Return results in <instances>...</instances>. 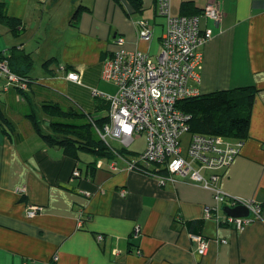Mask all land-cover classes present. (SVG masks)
<instances>
[{"label":"crops","instance_id":"obj_1","mask_svg":"<svg viewBox=\"0 0 264 264\" xmlns=\"http://www.w3.org/2000/svg\"><path fill=\"white\" fill-rule=\"evenodd\" d=\"M2 1L8 4V14L24 26L14 37L0 25L5 50L20 47L34 62V55L43 51L42 69L34 77L38 85L30 92L33 105L14 89L1 95L4 113L16 129L6 134L0 127V264H264V0H171L175 17L185 15L186 3L190 14L213 4L222 11L220 23L201 24L203 30L213 31V38L202 50L201 82L192 84L200 94L258 89L250 137L236 160L219 173L218 188L231 197L254 201L261 207V217L237 231L223 223L225 206H220L222 223L208 218L205 222L202 233L209 245L205 256L198 254L186 223L205 219L216 208L212 191L188 178L173 177L162 185L144 173L113 171L112 161L95 165V158L83 153L75 160L62 148L47 145L27 118L34 104L45 103L69 109L75 102L94 116L108 114L106 102L95 103L87 87L99 90L107 82L102 72L117 49V38L125 39L128 50L144 49L128 15L153 10L157 0H143L140 11L130 0L117 1L121 8L114 0ZM80 5L85 10L79 24L70 23V32L77 35L64 43L63 34L55 27L51 30L48 21L59 27L61 10L70 22ZM162 26L165 31V19ZM86 40L90 51H82ZM42 43L46 49H39ZM71 72H79L86 87L70 82ZM75 169L80 178L73 177ZM29 207L42 210L30 218Z\"/></svg>","mask_w":264,"mask_h":264},{"label":"built area","instance_id":"obj_2","mask_svg":"<svg viewBox=\"0 0 264 264\" xmlns=\"http://www.w3.org/2000/svg\"><path fill=\"white\" fill-rule=\"evenodd\" d=\"M159 16L166 20L165 33L161 38L160 54L156 61L149 52L140 48L126 49L123 38L115 40L116 51L104 67V80L113 83L118 92L115 96L106 97L99 91L95 95L109 105L110 123L105 126L102 137L131 148L136 135L144 134L147 149L136 160L117 158L112 161L113 171H136L137 162L148 167L159 165L167 169L168 176L157 178L163 185L173 181V177L188 178L190 181L214 193L216 208L207 212L208 219H215L219 224L220 206L229 208L247 207L251 216L236 219L227 215L225 224L237 231H243L256 219L261 217V207L254 201L231 197L218 188L219 173L228 168L240 155L244 141L191 134L187 149L181 146L182 137L190 133V117L178 109L183 100L196 97L200 91L192 83L201 82L203 67V47L213 38V31L201 27L202 21L220 23L222 11L217 4L207 6L201 15L173 16L171 0H157ZM140 41L148 47L153 42V32L147 22L135 24ZM70 82L82 84V75L71 72L67 75ZM9 88L20 80L11 73L7 62L0 63V82ZM26 88V85H23ZM118 162L123 164L121 168ZM74 178H80L81 172L75 169ZM123 195L125 193H122ZM89 195V194H87ZM40 207H29L30 218L40 213ZM217 214V215H215ZM140 232L136 227L135 236ZM197 252L205 256L208 252V241L201 236H192ZM102 240V239H101ZM99 240V242H101ZM226 241H224L225 243Z\"/></svg>","mask_w":264,"mask_h":264},{"label":"trees","instance_id":"obj_3","mask_svg":"<svg viewBox=\"0 0 264 264\" xmlns=\"http://www.w3.org/2000/svg\"><path fill=\"white\" fill-rule=\"evenodd\" d=\"M130 2L136 10H141L143 0H130ZM189 7L190 5L187 3L182 6L185 13L183 16H199L204 10L190 14L188 13ZM84 10V5H80L75 11L70 21L73 26L79 24ZM0 25L7 28L14 37H19L24 30L22 20L8 14V4L4 1H0ZM2 62H7L11 73L20 80V83H14L9 88L0 87V127L3 133L10 134L16 127L4 113V104L1 100L2 93L14 89L18 96L32 104L30 92L38 84L31 75L34 60L32 55L24 49L13 46L5 51H0V63ZM23 85H26V88H23ZM80 86L86 87L83 84V76ZM87 88L95 103H98V101L105 102V100L95 95L97 89ZM257 94L258 89L254 86L199 94L180 102L178 109L190 117L189 132L191 134L220 136L232 141H245L250 137V124ZM106 105L107 112H109V105L107 103ZM32 108V112L27 115V118L34 131L47 145L62 148L67 156L75 160H80V154L82 153L94 157L95 165L100 160L114 161L119 157L130 161L137 158L136 152L131 149L123 147L120 143H118L120 147L113 146L109 143V140L103 139L104 128L110 123L109 113L97 117L81 110L75 102L69 109L51 103L34 104ZM98 111L97 108L96 113ZM140 166L142 165L137 162L136 172L153 177H164L169 174L166 168L159 165L143 166L141 170H138ZM206 220L208 219L187 222L190 234L204 238L202 232Z\"/></svg>","mask_w":264,"mask_h":264},{"label":"rangeland","instance_id":"obj_4","mask_svg":"<svg viewBox=\"0 0 264 264\" xmlns=\"http://www.w3.org/2000/svg\"><path fill=\"white\" fill-rule=\"evenodd\" d=\"M2 1V0H0ZM6 1H10V0H6ZM24 0H21L19 2V4L23 2ZM73 0H71L70 2H72ZM86 2H89V0H87ZM118 4V5H117ZM114 5H117L118 7L121 8V4L117 3V1L114 0ZM63 8L66 9L67 7V3L65 2L63 5ZM118 9V8H116ZM157 9V4H155L153 6V10L151 11H146L143 14H135V15H128L129 16V21L130 23H140V22H147L149 24V28L151 29V31L153 32V42L150 44V47H148V45H146L144 47V51L149 52L150 57L153 59V61H156L157 58L159 57L160 54V41L158 40V37L160 35H163L165 33L164 28L162 26V24L164 23V18L159 16V12ZM64 11L60 10V13H58V21L60 22V25L58 27V25L54 26V23H50V21H48V24H51V27H49L51 30H54V27L56 28L57 33H61L63 34V37L65 38V42L64 43H69L71 41L70 36H76L77 33H73L70 32L71 30V25L70 22L66 21V13L64 14ZM65 18V20L62 21L63 17ZM127 16V15H126ZM62 21V23H61ZM66 21V22H64ZM166 21V20H165ZM47 23V22H46ZM88 41L86 40L83 42V46H82V51H90L91 48L88 47ZM63 43V44H64ZM47 46H45L43 43L42 45L39 47V49H46ZM5 48H7V43H6V39L2 36H0V51L5 50ZM56 48V47H55ZM37 49V46H36ZM43 50H40V54L42 53ZM40 54L38 55H34V69L31 73V75L33 77L37 76L36 72H40L42 67L40 64ZM36 71V72H35ZM191 84H193L191 82ZM100 93H102L103 95H105L106 97H112L115 96L118 92V88L115 85H112L110 83L107 82H103L101 85V88L98 90ZM191 139V133H187L185 134L182 139H181V146L185 147V150L187 149V143H189V140ZM136 141L131 145V150L132 151H136L139 152V154H143L146 149H147V141H146V136L144 134L141 135H136ZM109 143H111V145L116 146V147H120V145L109 139ZM91 157V155H88ZM136 156H138L136 154Z\"/></svg>","mask_w":264,"mask_h":264},{"label":"water","instance_id":"obj_5","mask_svg":"<svg viewBox=\"0 0 264 264\" xmlns=\"http://www.w3.org/2000/svg\"><path fill=\"white\" fill-rule=\"evenodd\" d=\"M224 213L231 217L236 219H243V218H249L251 216L250 210L245 206H240L236 208H224Z\"/></svg>","mask_w":264,"mask_h":264},{"label":"bare ground","instance_id":"obj_6","mask_svg":"<svg viewBox=\"0 0 264 264\" xmlns=\"http://www.w3.org/2000/svg\"><path fill=\"white\" fill-rule=\"evenodd\" d=\"M129 149H130V148H129ZM137 155L139 156L140 154H137ZM138 156H137V157H138Z\"/></svg>","mask_w":264,"mask_h":264}]
</instances>
